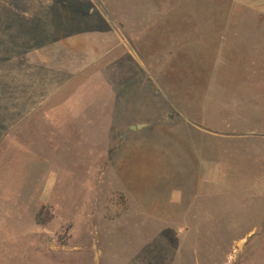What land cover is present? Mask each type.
I'll use <instances>...</instances> for the list:
<instances>
[{
  "label": "rangeland",
  "instance_id": "rangeland-1",
  "mask_svg": "<svg viewBox=\"0 0 264 264\" xmlns=\"http://www.w3.org/2000/svg\"><path fill=\"white\" fill-rule=\"evenodd\" d=\"M0 264H264V0H0Z\"/></svg>",
  "mask_w": 264,
  "mask_h": 264
},
{
  "label": "crops",
  "instance_id": "crops-1",
  "mask_svg": "<svg viewBox=\"0 0 264 264\" xmlns=\"http://www.w3.org/2000/svg\"><path fill=\"white\" fill-rule=\"evenodd\" d=\"M57 100H59V99H57ZM64 100V99H63ZM64 101H66V104H64L63 103V106H62V108H64L65 107V109H69L70 110V105L72 104V103H78V100H75V99H73V100H71V99H66V100H64ZM57 107V106H56ZM80 110V107L77 109V111H79ZM71 115H73V116H79L80 115V113H78L77 115L75 114V113H73V114H71ZM111 116H113V117H122V116H124V113L122 112V115L120 114V112H116V113H112L111 114ZM125 117V116H124ZM191 128H193V130L194 131H197L196 129V127H194V126H190ZM134 131V130H133ZM201 132L200 133H202V130H200ZM134 132H138V131H134ZM134 132H131L130 131V133H134ZM196 135V134H195ZM203 134H201V136H202ZM195 140V139H194ZM126 154H127V152H126ZM127 164V163H126ZM199 178L197 177V180H198ZM169 181H171V180H169ZM188 182V183H187ZM186 183H187V185H188V189H187V191H191L192 190V188H193V185H192V183L191 182H189V181H186Z\"/></svg>",
  "mask_w": 264,
  "mask_h": 264
},
{
  "label": "trees",
  "instance_id": "trees-1",
  "mask_svg": "<svg viewBox=\"0 0 264 264\" xmlns=\"http://www.w3.org/2000/svg\"><path fill=\"white\" fill-rule=\"evenodd\" d=\"M44 211V210H43ZM42 214V212L40 213V215ZM40 217V216H39ZM50 219L51 218H44V219H41L40 220V218L38 219V224L39 225H43V226H45V225H47V223L50 221Z\"/></svg>",
  "mask_w": 264,
  "mask_h": 264
},
{
  "label": "water",
  "instance_id": "water-1",
  "mask_svg": "<svg viewBox=\"0 0 264 264\" xmlns=\"http://www.w3.org/2000/svg\"><path fill=\"white\" fill-rule=\"evenodd\" d=\"M145 125H142V126H139V127H134L133 129L134 130H137V129H141V128H143Z\"/></svg>",
  "mask_w": 264,
  "mask_h": 264
}]
</instances>
